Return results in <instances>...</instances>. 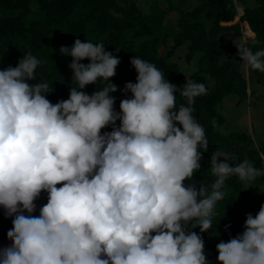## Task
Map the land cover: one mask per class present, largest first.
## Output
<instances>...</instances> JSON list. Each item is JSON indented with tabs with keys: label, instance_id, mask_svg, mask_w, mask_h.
I'll return each mask as SVG.
<instances>
[{
	"label": "clouds",
	"instance_id": "clouds-1",
	"mask_svg": "<svg viewBox=\"0 0 264 264\" xmlns=\"http://www.w3.org/2000/svg\"><path fill=\"white\" fill-rule=\"evenodd\" d=\"M236 48L245 71L264 72V51L253 53L246 42ZM59 51L72 58L76 86L55 104L47 82L32 83L41 61L31 53L0 70V208L12 218L0 264H209L192 229L215 232L227 178L247 184L264 170L247 159L230 166L217 150L211 192L202 183L185 186L201 168L200 149H208L193 116L205 84L186 79L178 89L155 64L133 56L136 82L125 84L117 112L110 81L120 60L86 40ZM99 81L106 82L101 90L83 91ZM177 91L187 106L177 108ZM42 192L47 203L33 215ZM216 250L217 264H264V205Z\"/></svg>",
	"mask_w": 264,
	"mask_h": 264
},
{
	"label": "trees",
	"instance_id": "trees-1",
	"mask_svg": "<svg viewBox=\"0 0 264 264\" xmlns=\"http://www.w3.org/2000/svg\"><path fill=\"white\" fill-rule=\"evenodd\" d=\"M36 1L43 13V18L39 20L28 19L33 0H0V70L9 66L16 67L23 55L31 53L41 61L32 83L47 82L49 90H52L47 99L55 104L67 100L70 87L76 86L71 84L73 72L69 65L72 58L61 55L60 48H71L76 39L93 44L102 43L106 51L120 60L116 75L110 81L118 88L117 92L110 95L115 97L114 109L119 112L120 102L126 98L123 93L125 84L136 82L138 74L130 61L133 56H138L155 64L164 74L165 80L178 89L186 83V79L204 83L207 88L206 95L195 98L193 116L205 130L208 149L206 152L203 148L200 149L201 168L192 180L185 181V186L195 183L199 190L202 183L211 192V185L216 177L210 169V157L217 150L231 157L230 166H235L232 162L239 163L247 159L257 169L264 170V145L256 146L246 133L223 135L221 127L226 120L218 111L219 104L226 96L232 92L240 94L237 90L238 81L246 85L241 73V60L233 41L220 37L237 27L222 24L235 21L238 9L243 8L241 20L247 22L255 34L248 41V47L253 53L264 51V0H196L199 5L194 10L181 14L178 30L164 35L155 30L134 3L119 4L120 0ZM170 38L173 45L166 55L161 56L159 48L166 46ZM188 43V62L196 54H201L200 68L189 78L173 61L176 51ZM89 62L81 61L85 65ZM250 73L256 78V83L264 87V72L250 69ZM205 74L215 80L214 87L209 86ZM105 83L99 81L97 85H89L83 91L92 95L96 90H101ZM175 95L177 108L181 104L187 106L186 98L179 91ZM130 97L129 93L128 98ZM111 130L109 126L102 132ZM250 183L254 188L244 191L238 177L227 178L223 189L225 198L218 201L214 209L212 225L215 232L209 230L201 234L199 228L192 229L202 235L209 264H217V244L221 241L228 242L242 234L247 215L255 216L259 212L252 194L257 196L260 193V188L264 186V176H259ZM35 203L36 211L33 215L38 216L39 209L47 203V193L42 192ZM246 204H249L248 208L244 207ZM11 228L12 218H6L4 210L0 208V248L9 246L7 232Z\"/></svg>",
	"mask_w": 264,
	"mask_h": 264
},
{
	"label": "rangeland",
	"instance_id": "rangeland-1",
	"mask_svg": "<svg viewBox=\"0 0 264 264\" xmlns=\"http://www.w3.org/2000/svg\"><path fill=\"white\" fill-rule=\"evenodd\" d=\"M134 3L138 9L144 14L147 18V21L155 28V30L159 34H166L169 31H177L178 30V20L182 13L190 12L194 10L199 2L195 0H120L119 4L125 3ZM241 12V11H240ZM43 18V13L39 8V5L36 0H33L31 4V13L29 16V20H39ZM227 34H222L221 37H225ZM239 39H237V44L242 42H246L245 34L240 31ZM248 38V37H247ZM248 40V39H247ZM173 45L172 38H170L168 44L166 46H162L159 48L161 56L166 55L168 49ZM236 48V46H235ZM237 49V48H236ZM189 52L188 46L184 45L180 47L176 51V55L173 59L175 63L180 67L181 70H184L186 73V77L189 78L190 74L199 70L200 68V57L201 55H195L194 59L191 62H188L186 57ZM242 62V61H241ZM243 76H245L246 85L242 82L238 81L237 90L245 93L244 86L250 85L251 89V98L250 99H263L264 100V91L259 88L256 83V78L251 75V73H247L244 69H242ZM206 80L209 86H215V80L209 75L205 74ZM252 86H255L253 90ZM260 87H262L260 85ZM264 89V87H262ZM234 95V94H233ZM235 96V95H234ZM249 98V97H248ZM233 98H229L225 103H221L218 106L219 113L222 112V115L226 118L227 124L221 128V133L223 135H229L230 133H243L248 129V118L244 116L247 110L242 108H233ZM245 105V102L242 106ZM254 119V118H252ZM244 191L248 190L249 185L242 182ZM247 189V190H246ZM253 195V194H252ZM253 199H257L256 196L253 195ZM249 204L244 206L248 208Z\"/></svg>",
	"mask_w": 264,
	"mask_h": 264
},
{
	"label": "crops",
	"instance_id": "crops-1",
	"mask_svg": "<svg viewBox=\"0 0 264 264\" xmlns=\"http://www.w3.org/2000/svg\"><path fill=\"white\" fill-rule=\"evenodd\" d=\"M243 14H244V9L243 8H239L238 9V15H237L235 21L230 22V23H223L222 24L223 26H227V27H230V26L237 27L236 30L226 32L225 34H227V36L225 35V37H224V38L231 39L233 41L234 46L237 45V39L240 38L239 37L240 31L243 34H245V39H246L245 41H246L247 46H248V41L252 40L255 37V34L250 29L249 24L247 22L241 20ZM186 46H188V48H189V43L186 44ZM196 55H201V54L198 53ZM174 57H173V59H174ZM242 69H243V67H242ZM182 71L184 72V70H182ZM197 71H195L194 73H196ZM241 72H242V70H241ZM194 73L190 74V76L193 75ZM247 73L250 74V69L247 70ZM184 74L186 75L185 72H184ZM244 78H245V76H244ZM256 86H258L259 88H261L264 91V89L262 87H260L259 84H257ZM254 87L255 86H252L253 90H255ZM244 88L246 90H245V93L241 92L242 96L240 94H237L236 92H232L228 96H226L222 100L221 103H225L227 100H229V98H233L234 101L232 103L234 104L233 105L234 109L242 108L244 110L245 109L247 110V112H246V114L244 116H246L248 118V123L249 124H248V129L245 132H243V133H246L249 136H251V138L253 139V141H254L256 146H261V145H264V100L263 99H258V98L250 99L251 98V96H250L251 94H249V93H251L250 85L244 86ZM244 102H245V105L242 106V104ZM221 103H220V105H221ZM220 114L222 115V112ZM252 118H254V119H252ZM225 120H226V118H225ZM226 124H227V120H226V123L224 125H226ZM233 133H235V132H233ZM247 184L249 185L247 191L252 190L254 188L252 183L248 182ZM256 197H257L258 200H256V199L255 200L257 201V204H258V207H259V210H260V206L264 205V186H262L260 188V193Z\"/></svg>",
	"mask_w": 264,
	"mask_h": 264
}]
</instances>
